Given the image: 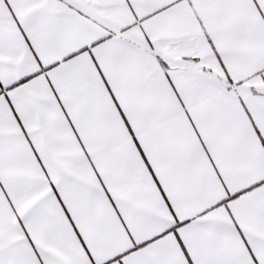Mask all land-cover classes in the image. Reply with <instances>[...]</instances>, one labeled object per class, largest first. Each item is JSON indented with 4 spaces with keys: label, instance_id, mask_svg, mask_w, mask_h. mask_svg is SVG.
<instances>
[{
    "label": "snow or ice",
    "instance_id": "6c2138e0",
    "mask_svg": "<svg viewBox=\"0 0 264 264\" xmlns=\"http://www.w3.org/2000/svg\"><path fill=\"white\" fill-rule=\"evenodd\" d=\"M0 264H264V0H0Z\"/></svg>",
    "mask_w": 264,
    "mask_h": 264
}]
</instances>
